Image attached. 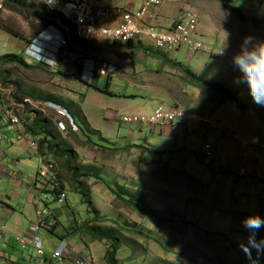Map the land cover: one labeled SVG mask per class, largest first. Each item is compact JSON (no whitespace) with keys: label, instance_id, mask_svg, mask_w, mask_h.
Returning a JSON list of instances; mask_svg holds the SVG:
<instances>
[{"label":"rangeland","instance_id":"obj_1","mask_svg":"<svg viewBox=\"0 0 264 264\" xmlns=\"http://www.w3.org/2000/svg\"><path fill=\"white\" fill-rule=\"evenodd\" d=\"M204 1L206 5L198 3L199 8H193L199 12L198 30H205L206 37L199 39L205 44L207 51L194 54L187 65L197 76L206 82L222 85L243 103L254 102L247 86L239 83L241 72L234 64L232 49L239 52L245 37H252L257 42L264 41V0H231V5L242 10L248 17L244 22L225 10L220 2ZM25 4L28 7H24L22 14L6 7L0 11V57L4 54L23 55L27 40L32 39L37 30L49 20L39 5ZM81 49L84 55L94 54L103 60H107V55L111 56L115 59L111 61L119 64L118 71L104 77L96 76L91 86L77 81V67L70 62H62L51 70L26 58V65L0 59V86L6 90L0 95V102L7 105L9 96L15 102H22L26 98L33 101L53 100L67 107L82 129L78 134L83 136L81 140L77 138V134H70L66 139L67 143H64L76 149L72 165L79 166L80 173L83 174L82 169L90 168V177H78V182L87 186V196L83 200L80 194L71 192L63 184L66 189L64 202L47 206L51 213L50 221H57L55 232L44 228L37 232L44 250H53L60 240H64L72 244L78 243L79 251L90 255L94 264H98L99 256L101 262L105 263L104 255L110 249V242L94 239L90 228L97 226L117 238L116 264H264V222L256 217L262 200L257 197L251 199L238 192V182L245 180L238 177L239 170L241 167L246 169V161L240 162V166L236 168L238 176L228 174L229 177L225 180L224 173L213 174L206 163L196 160L204 142L214 147L219 146L211 138V132L218 134L223 126L235 131L237 137L256 134L264 141V106L259 104L256 109H239L234 102L225 101L221 94L197 88L175 68L171 69L172 72L164 73V65L162 66L157 53L165 54L149 43L118 46L103 42L83 45ZM219 49L224 51L222 56L216 55ZM100 63L102 62L97 61V67L102 65ZM144 81L149 84L145 85ZM155 86L179 91L187 100L184 104L187 108L182 109L217 121L218 130L211 131L194 125L188 137L175 140L182 151L174 152L171 148L170 152L158 154L140 150L142 154L135 156L121 153L118 148L106 144V140H100L97 132L90 130L82 115L72 111L75 100L82 114L86 115L95 128L103 135H111L121 126H118L110 113L117 111L130 114L136 111L135 114L138 115L147 114L145 112L150 111L152 105L161 101L148 99L151 88ZM38 118L45 121L41 116ZM50 123L47 122L48 127L52 126ZM137 160L147 164L136 166ZM188 160L192 161V168L199 174L209 176L203 189L179 187L178 190H171L167 186H151L156 180L162 185L168 182L163 175H155L154 178L152 172L159 170L167 173L172 169L185 171L189 169L185 165ZM35 162L38 166L36 159ZM2 166L7 172L0 174V197L4 201L11 199V207L19 211V205L16 204L18 199L12 191L17 188L15 180L20 176V167L10 162L9 158L2 162ZM139 168L141 169L137 170ZM20 171L23 176L28 175V165ZM17 172L18 175L13 176ZM133 172L150 174L149 179L143 177L147 189L141 187L134 190L132 179H129ZM183 179L172 180L175 183L184 181ZM24 197L22 195L21 200ZM130 199L131 202H128ZM86 201H90V204ZM197 201L204 202L213 213L203 211L202 218L193 219V211L186 214L178 209V206ZM217 203H221V212L216 207ZM224 205L229 208L224 209ZM247 206L250 215L245 211ZM93 211H96L97 217L90 213ZM249 219L253 221L247 223ZM20 225L25 229L28 220ZM229 226L232 230H228ZM189 230L196 233L202 230L205 237L196 236L192 239L193 237L188 236Z\"/></svg>","mask_w":264,"mask_h":264},{"label":"built area","instance_id":"obj_2","mask_svg":"<svg viewBox=\"0 0 264 264\" xmlns=\"http://www.w3.org/2000/svg\"><path fill=\"white\" fill-rule=\"evenodd\" d=\"M25 3L39 5L51 19L43 30L35 35L23 49V56L43 67L56 69L62 62L76 65L80 78L90 85L94 77H104L118 71L115 64L102 62L101 67L96 66L92 57H86L81 49L82 43L110 42L114 45L149 43L159 52L167 54L184 47L188 56L207 51L205 44L197 37L198 14L191 9L182 12L179 20L167 29L159 28L151 23L158 9L164 5L181 4L184 0H142L136 11H122L114 13L109 7L102 4V0H18ZM5 8V0H0V11ZM46 28L52 31L46 33ZM238 53L232 49L235 56ZM224 51H216L217 56H222ZM6 92L0 86V92ZM10 91L8 90L7 93ZM8 104L0 102V128L12 127L17 132V137L24 138L25 128L22 119L26 116L34 118L41 116L49 119L56 131L63 135L79 134L80 128L75 117L61 104L45 100L24 99L15 102L12 97H7ZM194 120L197 126L205 127L211 131L218 130L215 120L188 113L179 107L157 106L152 113L144 115H119L118 120L125 125H141L151 128H172L185 125L189 120ZM28 151L37 157L39 167L36 173L34 188L41 192L50 186L49 192L38 200L42 206L39 220L29 227L28 242H31L36 254L44 256L45 250L36 233L41 228H50L45 219L49 216L48 204L64 202L65 192L56 189V173L54 165L47 162L38 151L37 138L26 135ZM238 148L242 151L255 153L264 150V141L258 136L241 138ZM219 152L218 147L205 142L200 151V159L204 163L214 160ZM246 174L241 168L239 175ZM3 229V227H1ZM19 245L24 248L27 238H17ZM76 245V244H75ZM75 245L71 246L60 240L57 248L50 253L51 260L69 258L73 264H94L90 255L76 254ZM77 248V245H76ZM79 248V247H78ZM80 253V252H79ZM2 264V263H0ZM7 264V263H5Z\"/></svg>","mask_w":264,"mask_h":264},{"label":"crops","instance_id":"obj_3","mask_svg":"<svg viewBox=\"0 0 264 264\" xmlns=\"http://www.w3.org/2000/svg\"><path fill=\"white\" fill-rule=\"evenodd\" d=\"M141 1L142 0H102V4L104 6L111 8V10H113L114 13H120L122 11H136L141 5ZM198 3L199 4L201 3L202 5H206V2L204 0L203 1L184 0L183 3L181 4L164 5L158 9L156 15L153 17V20L150 21L152 24L157 25L159 28L167 29L179 20L180 16L182 15V12L186 9H193L198 14V18H199L198 10L193 8V7L199 8L197 6ZM213 3H218V2L213 1ZM230 5H231V0H230ZM197 37L200 39H204L206 37L205 30L202 29L198 30ZM83 45H96V44L82 43L81 46ZM85 56L92 57L95 60V62L101 61V62L115 64L119 68V64L117 65L116 63H114V61H111L115 59H113L109 55H107V60H103L100 57L90 53L87 55L85 54ZM165 57L171 62L180 64L183 68L190 69L189 65L187 64L191 60L192 56L191 57L188 56V52L184 47L179 48L174 52H169L165 54ZM172 68L173 67L171 66L164 65L162 67V71L164 73H167L169 71L172 72L171 71ZM75 76L77 77L78 82L83 81L80 78V71L77 74H75ZM78 78L80 79L78 80ZM94 79L92 81H94ZM144 83L145 85L149 84L147 81H144ZM3 94L4 93H1L0 95ZM148 99L150 100L160 99L161 101L152 105L151 110L145 112L147 114L152 113L153 110L159 105H164L167 107L173 106L179 108H187V106L184 105L187 102L186 96H181L179 91L161 88V86L152 87L151 94L149 95ZM73 102H74V104L72 103L73 113L74 111H76L75 113L78 115L80 113V116L82 115L85 121H87L90 130L93 129L97 132L100 140H106L104 141L106 142V144L111 145L112 148L113 147L118 148V150H121V153H128L135 156H137L138 153L142 154V152L145 151L162 154L165 152H170L169 150L171 148H173L174 152L182 151V147L177 145L175 143V140L178 141L181 140L182 138L188 137L189 134L193 131L195 125L194 120L192 119L189 120L185 125L172 127L170 129L150 128L148 126H141V125H125L120 123L118 120V116L122 115L123 113L113 111L110 113V116L114 118L115 121L118 123V126L121 127L118 128L115 131V133L111 135L109 134L103 135L97 128L94 127V125H92L88 121L86 115L82 114L78 104H75V100H73ZM143 106L145 105L143 104ZM135 113L137 112L133 111L129 115H133V114L136 115ZM123 115H128V114H123ZM27 118L28 116L24 117L22 120ZM30 121H32V119H30ZM52 126L51 127L47 126V131H50L53 134V138H52L53 146L57 145L62 150L68 149L75 153L76 149L73 146L72 147L67 146V144L64 143V142L67 143L66 139L68 138V136H64L61 138V136L56 135V133L54 132L55 127L53 126L54 127L53 129ZM221 130L223 132H221ZM234 133L235 131H233L228 126L221 127L218 134L211 132V138L219 143L218 146L219 152L215 155V158L214 160H212V162H209L208 164L206 163L207 167L208 169L210 168L209 171H212L213 174H217V175L225 174L223 178L226 180V178L229 177L228 174H235L236 176H238L236 174L238 171L236 168L240 166V162L245 163L246 161L245 164L246 174L243 176L241 175L238 176L240 178L245 179L244 182H238V192L240 193V195L249 196L251 199L257 197L262 200L261 204L258 206V209L260 210L258 211L256 217L258 218L259 221L264 222V198H263L264 150L260 149L261 151L257 150L255 151V153H250V152L248 153L247 151H242L240 148H238V140L241 138L237 137ZM24 134L25 137L19 139L17 137V132L14 128L12 127L0 128V174L3 175L7 172L2 166V162H4L7 158H9V161L14 163L17 167H20V170L24 169L28 165V175L23 176L22 172L20 170L18 171L20 173V176L18 179L15 180V184L17 185L16 186L17 188H15L12 191L13 192L12 194L16 197V199H18L16 204L19 205L18 206L19 211L11 207L12 201L11 199L8 198V196H7L8 199L6 201H4L2 197H0V263L2 264L5 263L7 264H69V262L72 263L69 258H64L62 260H51L50 253L53 252L56 248L53 250L45 249L44 256L39 257L36 254V250L34 249L32 243L28 242V235H30L28 233L29 227L35 224L39 220L40 213L42 211V206L38 203V200L42 199L47 194V192H49L50 186H47L46 189L42 190L41 192H38V190L34 188V185L36 183V173L39 164L37 166L35 162V159L37 160V157L35 155H32L28 151V143L27 140L25 139L27 137L26 135L28 134L26 133V131ZM57 134L59 133L57 132ZM72 135L74 134H71V136ZM252 136H258V135L254 134ZM47 138L48 140L51 139V137L49 136ZM63 138L64 140H62ZM77 138L81 140L83 136L77 134ZM243 138H249V137H243ZM108 147L111 148L110 146ZM140 150H142V152H140ZM199 156L200 154L198 155V157H196V160L203 162ZM59 163L60 162L57 161L59 171L62 170V172H64L65 170L61 169ZM144 163H145L144 161L137 160L136 166L144 165ZM146 164L147 163H145V165ZM185 165L189 167V169L185 171L172 169L170 170V172L167 173H161L159 170L158 172H152L151 175H153L154 178L155 175L158 177L160 175H163L165 179H168V182L166 181L165 184L162 185L160 182H158V180H156L153 182L151 186L152 187L167 186L171 190H178L179 187L185 189L189 188L190 190L191 189L195 190L197 187L203 189L204 188L203 186L207 185L206 183H208L209 176H202L201 174H199L198 171L194 170L192 168L193 163L190 160L186 161ZM140 169L141 168L137 170ZM18 172L13 173V176H17ZM143 177L149 179L150 174H143L140 172H136L135 174L133 172V174H131L129 179H132L131 184L135 187L134 190L136 189L139 190V188L141 187L147 189L146 184L143 183ZM174 178H180V179L186 178L188 181H185L183 179L184 181H179L174 183L173 182L174 180H172ZM137 180H139V182H137ZM234 180L236 181V179ZM211 181H213V178H211ZM22 195L25 196L23 200H21ZM173 199L176 200L175 197ZM56 203H61V202L56 201ZM220 204L221 203L216 204V207L218 208L219 212H221ZM233 205L238 206L237 203H233ZM227 208L229 207L224 205V209ZM178 209L181 211H185L186 214H189L190 211H193L195 213L193 219L202 218L204 216L203 211H206V213L209 214L213 213V210L208 208L206 204H204V202L202 201L194 202V204H186L184 206L181 205L180 207L178 206ZM245 211L248 212V215H250L249 212L250 210L248 206L246 207ZM90 213H93L94 216L97 217L96 211ZM50 219H51V213L49 212V216L48 218L45 219V223H48L50 225L49 230L51 232H55L57 221L51 222ZM26 220H28V226L25 229H23L21 228L20 223L25 222ZM208 224L211 225L210 222H208ZM1 227H3V229H1ZM71 230H74V228H72ZM228 230H232V227L229 226ZM212 233H216V232L212 231ZM36 236L39 238L37 233ZM188 236L193 237L192 239H194L196 236L205 237V233L202 230H199L197 233L195 231L189 230ZM20 237L27 238V243L24 248H22L16 240L17 238ZM69 244L71 246H74L76 243L75 244L69 243ZM76 245H75L76 254L87 255L83 253V251L80 252L78 247L76 248ZM104 261L105 263H102L100 256L98 257V264H107L105 260V255H104Z\"/></svg>","mask_w":264,"mask_h":264},{"label":"trees","instance_id":"obj_4","mask_svg":"<svg viewBox=\"0 0 264 264\" xmlns=\"http://www.w3.org/2000/svg\"><path fill=\"white\" fill-rule=\"evenodd\" d=\"M211 1H218L220 4L224 7L225 10L232 13L239 21L244 22L248 20V17L242 10H240L237 7H234L230 5V0H211ZM25 2H21L18 0H5V7L8 10L15 11L17 13L24 12ZM49 23H51V19L43 26H41L37 32L34 34L37 35L41 30H43ZM31 39L27 40L26 43H28ZM131 44V43H130ZM26 45V44H25ZM81 46V45H80ZM157 57L161 60L163 65L171 66L179 71H181L191 83L195 84L197 88H202L206 90H213L219 94L222 95L223 99L226 101L234 102L235 105L239 109H256L258 107V103L256 102H250L247 104L242 103L241 100L237 99L234 95L230 94L228 91H226L222 85L218 83H210L206 82L199 76H197L195 73H193L190 69L183 68L180 64L171 62L168 60L165 55H161L157 53ZM3 61H8L12 63H17L20 65H26L24 62L25 57L23 55H16V54H4L0 57ZM108 85V82H107ZM107 92V91H105ZM48 101V100H45ZM51 102L57 103L53 100H49ZM60 104V103H59ZM64 106V105H63ZM65 107V106H64ZM67 110L68 108L65 107ZM69 111V110H68ZM70 112V111H69ZM71 113V112H70ZM72 114V113H71ZM73 115V114H72ZM74 116V115H73ZM75 117V116H74ZM45 121H41L37 116L34 118H27L22 120L24 124L25 131L28 135L32 137L37 138V144H38V151L41 156L45 158L47 162L49 160L54 165V170L56 173V189L59 191L65 192V186L70 188L71 192H75L77 194H80L82 196V199L84 200V197L87 196V186L82 185L80 182H78L79 175L81 176H89L90 175V168L82 169L83 174L79 172L80 167L79 166H73L72 161L75 160L76 154L71 150H62L57 145L53 146L52 138L53 134L50 131H47V122H51L49 119L43 117ZM32 119V121H30ZM51 124V123H50ZM80 128V127H79ZM81 132L82 129L80 128ZM48 133H47V132ZM51 137L50 140H48L47 137ZM57 161L60 162L59 166H61V169H64L65 171L62 172V170L59 171ZM62 161V162H61ZM89 173V174H88ZM60 174V175H59ZM90 177V176H89ZM99 179V176H97ZM64 183H62V182ZM64 184V185H63ZM86 190V191H84ZM89 194V192H88ZM131 202V199L130 201ZM86 203L89 205L90 201H86ZM89 211V210H88ZM91 234L93 235L95 240H105L110 242V249L107 250L105 254V260L107 264H116V245H117V238H114L108 231H102L100 228L91 227L90 228Z\"/></svg>","mask_w":264,"mask_h":264},{"label":"clouds","instance_id":"obj_5","mask_svg":"<svg viewBox=\"0 0 264 264\" xmlns=\"http://www.w3.org/2000/svg\"><path fill=\"white\" fill-rule=\"evenodd\" d=\"M49 29L46 33H50ZM241 72L239 83L245 84L254 102L264 106V41L245 37L240 51L233 58ZM253 221L249 219L247 223Z\"/></svg>","mask_w":264,"mask_h":264},{"label":"bare ground","instance_id":"obj_6","mask_svg":"<svg viewBox=\"0 0 264 264\" xmlns=\"http://www.w3.org/2000/svg\"><path fill=\"white\" fill-rule=\"evenodd\" d=\"M111 9V8H110ZM47 29H49L50 31H52L50 28H47ZM85 44V43H84ZM87 44V43H86ZM130 44V43H129ZM141 44V43H140ZM123 45H125V44H123ZM131 45V44H130ZM139 45V44H138ZM119 46V45H118ZM121 46V45H120ZM85 48H86V46H85ZM83 49V48H82ZM83 51H85L84 49H83ZM97 63V62H96ZM100 64H102V63H100ZM38 65V64H37ZM75 65V64H74ZM41 66V65H40ZM45 68V67H44ZM47 69V68H46ZM49 69V68H48ZM52 70V69H51ZM80 78H78V80H79ZM83 82V81H82ZM243 103V102H242ZM245 104V103H244ZM70 109V108H69ZM187 111V110H186ZM189 113V112H188ZM123 115V114H122ZM129 115V114H128ZM134 115V114H133ZM137 115V114H136ZM195 115V114H194ZM52 123V122H51ZM187 124V123H186ZM53 125V124H52ZM53 129H54V127H53ZM54 131H56L55 129H54ZM80 132H81V130H80ZM64 137V136H63ZM243 138V137H242ZM235 140V139H234ZM205 143V142H204ZM238 151V150H237ZM240 152V151H239ZM249 153V152H248ZM200 154V153H199ZM197 155V154H196ZM198 157V156H197ZM199 162H201V161H199ZM212 162V161H211ZM205 164V163H204ZM210 169V168H209ZM264 174V173H263ZM264 176V175H263Z\"/></svg>","mask_w":264,"mask_h":264}]
</instances>
